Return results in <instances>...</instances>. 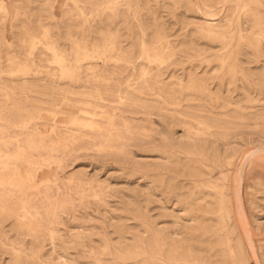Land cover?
<instances>
[{
  "label": "rangeland",
  "instance_id": "374dc122",
  "mask_svg": "<svg viewBox=\"0 0 264 264\" xmlns=\"http://www.w3.org/2000/svg\"><path fill=\"white\" fill-rule=\"evenodd\" d=\"M0 264H264V0H0Z\"/></svg>",
  "mask_w": 264,
  "mask_h": 264
}]
</instances>
